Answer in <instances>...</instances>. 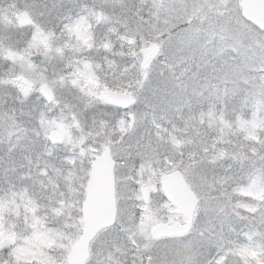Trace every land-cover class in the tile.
Returning a JSON list of instances; mask_svg holds the SVG:
<instances>
[{
  "label": "snow or ice",
  "instance_id": "6c2138e0",
  "mask_svg": "<svg viewBox=\"0 0 264 264\" xmlns=\"http://www.w3.org/2000/svg\"><path fill=\"white\" fill-rule=\"evenodd\" d=\"M0 264H264V0H0Z\"/></svg>",
  "mask_w": 264,
  "mask_h": 264
}]
</instances>
